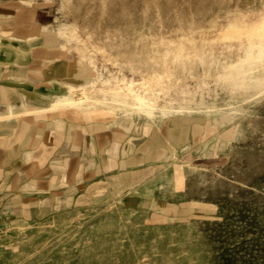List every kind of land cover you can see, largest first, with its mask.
I'll return each instance as SVG.
<instances>
[{"label":"rangeland","instance_id":"374dc122","mask_svg":"<svg viewBox=\"0 0 264 264\" xmlns=\"http://www.w3.org/2000/svg\"><path fill=\"white\" fill-rule=\"evenodd\" d=\"M0 264H264V0H0Z\"/></svg>","mask_w":264,"mask_h":264},{"label":"bare ground","instance_id":"6f19581e","mask_svg":"<svg viewBox=\"0 0 264 264\" xmlns=\"http://www.w3.org/2000/svg\"><path fill=\"white\" fill-rule=\"evenodd\" d=\"M262 20H263V18H262ZM260 22V21H259ZM90 62H92L91 60H90ZM91 65V64H90ZM92 66V65H91ZM93 67V66H92ZM95 68V67H94ZM109 78V77H108ZM123 78V77H122ZM125 78V77H124ZM132 78H134V77H132ZM105 79V78H104ZM103 79V80H104ZM125 79H127V78H125ZM142 79V78H141ZM119 81H120V78H119ZM128 81V80H127ZM126 80H125V82H127ZM136 81V80H135ZM124 82V83H125ZM96 83V82H95ZM118 83V82H117ZM130 83V82H129ZM138 83H139V81H138ZM122 84V83H121ZM126 84V83H125ZM131 84V83H130ZM137 84V83H136ZM124 85V84H123ZM89 86V85H88ZM97 86V85H96ZM99 86V85H98ZM91 87V86H90ZM162 87H163V77H159V76H153V77H151L150 79L148 78V80L147 81H144L142 84H141V86H140V88H141V91L143 92V93H149V92H153V90H155V91H157L158 89L157 88H161L162 89ZM93 88V87H92ZM98 88V87H97ZM125 88V87H124ZM123 88V89H124ZM136 88V87H135ZM85 89V88H84ZM88 89V88H87ZM90 89V88H89ZM132 89V88H131ZM105 90H107V89H105ZM132 90H134V88L132 89ZM164 90V89H163ZM173 90V89H172ZM163 92H165V91H163ZM174 92V91H173ZM88 93V92H87ZM92 93V92H91ZM170 95V94H169ZM150 96V95H149ZM154 96V95H153ZM134 97H135V99L139 102V103H141V102H143L144 101V98L145 97H141V96H139L138 94H134ZM155 97V96H154ZM160 98V97H159ZM150 99H151V97H150ZM161 99V98H160ZM147 100V99H146ZM74 101V100H73ZM150 101V100H149ZM150 103V102H149ZM153 103V102H152ZM151 104V103H150ZM154 105H155V103H154ZM159 105V104H158ZM161 105V104H160ZM71 109V108H70ZM70 109H68V110H70ZM77 110V109H76ZM92 111V110H91ZM97 111V110H96Z\"/></svg>","mask_w":264,"mask_h":264}]
</instances>
